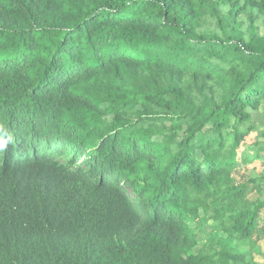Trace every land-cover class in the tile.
<instances>
[{
    "label": "trees",
    "instance_id": "trees-1",
    "mask_svg": "<svg viewBox=\"0 0 264 264\" xmlns=\"http://www.w3.org/2000/svg\"><path fill=\"white\" fill-rule=\"evenodd\" d=\"M262 29L264 0H0V264H264Z\"/></svg>",
    "mask_w": 264,
    "mask_h": 264
},
{
    "label": "rangeland",
    "instance_id": "rangeland-1",
    "mask_svg": "<svg viewBox=\"0 0 264 264\" xmlns=\"http://www.w3.org/2000/svg\"><path fill=\"white\" fill-rule=\"evenodd\" d=\"M260 24V23H258ZM262 32L264 33V30L262 29ZM258 140V133L255 132L254 134H252L248 139H247V144L244 147V149L246 150H250V151H254L255 147H253V143ZM251 174L253 176L256 177V173L255 172H251ZM250 197H254V195H250ZM213 223H209L205 228H203L199 233H198V238L202 241H206V239H208L210 237V232L212 229ZM264 245V243H262ZM260 257V256H258Z\"/></svg>",
    "mask_w": 264,
    "mask_h": 264
}]
</instances>
